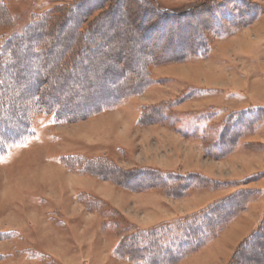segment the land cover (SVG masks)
<instances>
[{"label":"rangeland","instance_id":"rangeland-1","mask_svg":"<svg viewBox=\"0 0 264 264\" xmlns=\"http://www.w3.org/2000/svg\"><path fill=\"white\" fill-rule=\"evenodd\" d=\"M152 3L178 11L207 5L184 17L163 18L153 13ZM76 5L90 10L78 32L104 21L96 39L77 43L90 48L79 52L76 46L77 64L59 67L61 51L70 49L76 35L72 21L58 26L74 20L78 12L70 8ZM212 16L222 24L217 31L203 26ZM33 22L39 26L32 35L24 36L20 46H9ZM47 22L55 24L50 37L44 35ZM199 34L209 52L178 59L177 44L199 41ZM40 39L51 41L45 60L37 55L44 45L25 49ZM148 51L159 62L146 65L151 84L116 107L67 121L40 102L43 92L53 91V99L68 97L65 105L79 111L81 93L93 98L116 87L114 77L129 62L133 72L141 73ZM165 57L170 60H161ZM103 76L107 86L98 88ZM0 83V116L7 106L21 107L9 118L20 130L24 125L17 121L30 108L28 132L0 155V264H201L197 259L207 255L196 254L239 218L246 229L256 217L247 234L229 247L227 263L221 262L229 264L255 227H264V116L241 126L232 115L251 105L264 107V0H0ZM33 96L41 104H33ZM73 154L80 157H68ZM96 158L107 162H91ZM150 169L170 179L155 173L147 179ZM125 170L135 172L132 179L139 186H129ZM145 181L150 185L142 186ZM82 192L90 196L88 206L78 200ZM211 204L216 205L207 224L212 234L194 253L177 260L138 247L136 239L145 228ZM228 232L214 248L221 255L227 252L221 245ZM128 240L137 247L124 259L117 251ZM263 242L254 245L261 259ZM250 255L242 251L237 262L256 258Z\"/></svg>","mask_w":264,"mask_h":264},{"label":"trees","instance_id":"trees-1","mask_svg":"<svg viewBox=\"0 0 264 264\" xmlns=\"http://www.w3.org/2000/svg\"><path fill=\"white\" fill-rule=\"evenodd\" d=\"M149 1V0H148ZM122 2H118L117 5H114L112 7V11L114 12L116 10V8L118 7V5H120ZM206 3H201L200 5H196V7L190 8V9H186V10H182V11H178V10H169L168 8L165 7H161V6H157L156 3H152V7H153V13L156 15H159L161 17H165V18H172V17H184L185 14H189L193 11H196L201 9L202 7L206 6ZM74 7V8H73ZM71 7V13H73L74 11L76 12L77 10V5ZM76 9V10H74ZM80 9H84V13H80L79 10ZM87 11L90 13V10L88 8H84V7H78V14L75 16L74 20H72L70 17L69 19H65L64 21H62L60 23V25L58 26L59 29L66 25L67 22H71V27L70 29L74 30V33L76 35V37H74V44L71 45L70 49H68V47L65 49H63L61 51V55L60 57L63 55L62 57V63L59 64L60 66H63V64H70V67H74L75 64H77V61L79 60L78 58H76L72 51L75 49L76 50V46L77 43L79 41H86L87 38L90 37H95V39L99 36L96 32V29L102 25V21L101 20L99 23H97V25H89L88 29L84 32H78V29H80L81 22L82 20H85V17L87 14ZM86 12V13H85ZM112 12V13H113ZM70 13V10L68 11V15ZM83 14H86L85 16L82 17ZM68 18V17H66ZM50 22H52V20H49ZM50 22H47V24H43L45 25L47 32L44 33L45 37H50L49 35L51 34V31L54 29L53 27L55 26V24L53 25H49L51 24ZM204 23V27L206 26V28H208V30L210 31H217L218 30V26H222V24L219 23V21L216 19L214 21V17L212 16V18L209 20V22L203 21ZM212 22V23H211ZM49 23V24H48ZM58 23V21H57ZM101 24V25H100ZM81 25V26H80ZM36 26H39L38 22H33L30 24L29 31L25 34H17L14 35L13 39H11L12 41L9 43V46H11V44L13 46H20L22 45L25 41H24V36H28L29 34L32 35V30L36 28ZM79 27V28H78ZM202 27V26H201ZM49 30V31H48ZM200 35V39L199 41L194 40L193 38L189 41L187 40V42L181 41L177 44V47L179 49L178 53H177V58L180 60H188V59H192L194 56L198 57V55H202V53L205 52H209L208 47H207V43L206 41H204L205 39ZM164 36V35H163ZM79 37H82L81 40H79ZM58 38V37H56ZM56 38L54 40V42H52V45H54V43L56 42ZM78 39V40H77ZM47 39H40V41H37L36 43L27 46L25 49L30 50L31 47L30 46H35L36 49H38V46L40 44L44 45L43 50L40 49L37 51V55H40L41 58L43 60H45V58L49 57V54L51 52V46H47L46 42L50 43L49 41H45ZM49 40V39H48ZM77 41V42H76ZM70 44V43H68ZM87 44V43H86ZM155 44V43H154ZM51 45V43H50ZM88 46V44H87ZM87 46H80V48H78L77 46V50L79 52L84 51L86 49H90ZM156 46V45H155ZM153 48V47H152ZM32 51V49L30 50ZM35 51V50H34ZM77 51V52H78ZM79 52L77 54H79ZM149 52V51H148ZM147 56V60L140 65V69H141V73H138V71L133 72L131 70L130 67V62L128 65H126L128 68L127 69H121L119 70V72L116 74V76L114 77L115 81H117L119 79V83L117 82V86L116 87H110L108 86L107 89L104 91H100L96 92V96L93 95V98H88V94L86 93H81L80 94V98L82 99V101L79 103V105L75 106L76 110L79 111H73L72 109H70L69 105H65L66 101L65 100H69L68 97L67 98H61V99H53V91L46 93L43 92V96L41 98V100L39 99V97L37 96H33L32 100H33V104L37 103L39 104L40 102H42L43 107L47 106L49 107L51 110L55 111L57 113V115L59 116V119L62 118L64 120L67 121H71V120H75L78 118H82V117H87V116H92L95 114H98L100 112H104L107 110V108L109 107H116L120 104V102H123L127 99H129L130 97H132L133 95H137L139 93H142L144 91L145 88H147L150 84L152 80V77L150 76V71L148 70V68H146V65H148V62H157V60L155 59V56L153 53H144V56ZM176 55V54H175ZM52 57V55L50 56ZM50 59V58H49ZM161 59V58H160ZM159 59V60H160ZM60 60V59H59ZM156 60V61H155ZM165 62H168L170 60V57H165L164 59H161ZM161 61V62H163ZM118 62V61H117ZM173 62H175V60H173ZM55 65V64H54ZM52 64V66H54ZM43 66V65H42ZM51 66V67H52ZM135 66V65H133ZM46 64H44V67H42V71L45 70ZM134 68V67H132ZM113 74V73H112ZM92 77H96V73H94L93 75H91ZM102 83H99L98 85H100V87L98 88H103L106 83L108 82L106 77L103 76L102 77ZM2 85V83H0ZM102 85V87H101ZM4 86V85H2ZM91 84L88 86L90 87ZM107 86V85H106ZM3 87H0V90ZM102 90V89H101ZM108 94H111V97H107L109 96ZM24 95H26V93H22L21 97L22 100L24 99ZM31 96V95H30ZM30 96L27 95V97H29V99L31 98ZM89 99V102H86V100ZM40 100V102H39ZM85 100V102H84ZM44 101V102H43ZM41 104V103H40ZM76 105V104H75ZM19 106H15L14 104L13 106H7V110L5 112L4 116H0V121L1 123L3 122L2 125H0V155L5 153L7 150V147L9 144L12 143H16L19 142L20 140L23 139V137L26 135V133L28 132V126H27V115L28 112H30V108H27L28 111L24 112L22 114V117H20L17 121V123L19 124H23V128H21L20 130L17 129L16 127V123H12L9 121V118H11L12 116H14L15 114H17L20 110H19ZM1 113V111H0ZM2 114V113H1ZM233 117H235V119L239 118L238 120L241 122V126H243V124L245 123V121H249V120H253L255 118H258L260 116H264V107L261 106H255V105H251L249 106L247 109L241 111L240 113H235L232 114ZM261 121V120H260ZM260 121H258L260 123ZM238 122V121H237ZM236 123V122H235ZM239 124V125H240ZM237 126V125H236ZM235 126V127H236ZM76 156H78L77 154H73L70 155L68 157H73L75 158ZM80 157V156H78ZM76 159V158H75ZM90 160V159H89ZM107 162V160H101L100 158H96V159H91V162H99L100 164H103V162ZM75 164L79 167V161L75 160ZM117 170H120L121 168L119 166L113 165L111 166ZM127 170H125L126 172ZM128 175H129V186L135 187L139 186V184H135L136 182H134V180L132 179L133 176L131 175L132 171H127ZM137 172V171H136ZM135 173V172H134ZM146 173H148L150 176L146 177L147 179L150 178L154 173L156 174L155 176L157 177H165L164 179H166V181L168 179H170V175L168 176V174H159V172L157 170H148ZM166 175V176H165ZM141 174H139V172L134 176V179H138V177H140ZM133 180V181H132ZM144 187H147L150 185V183L148 181L143 182V184H141ZM140 185V186H141ZM136 188V187H135ZM89 193V192H88ZM87 193L82 192V195H80V197H78V200L80 198V200H85V205H87V202L89 201V197ZM94 199V198H93ZM212 204L210 206H208V209H200L198 210L199 212H195L192 213L190 215L187 216H183L181 218H177L176 220H171L168 221V223H161L157 226H155V228L153 230L149 229H140L143 230L142 233L140 235H138V238L136 239L138 242V247L139 245H141L140 247L142 249L146 248H151L153 250H155L156 252H162L166 255H169L170 258L172 256H176L178 257L177 260L182 259L184 256L189 255V253L191 252H195L194 250H197L199 248H201L202 246L206 245L207 242V234L208 236H210V234H212L211 228H209V225H207L209 222H211V217L210 214L214 213V208L216 207V205ZM261 224L264 222H260ZM260 226V224H259ZM179 227V231L177 230ZM258 227V225H257ZM255 227V229L251 232V234L248 235V237L239 244L237 250L234 252L229 264H240L237 261L242 257H241V252H247V254H253L252 256H255L256 258H248L244 257L243 259V264H264V255L262 256L263 259H261L258 255V251H256L254 249V245L256 243L259 242V240L264 239V227L260 226V227ZM257 228V229H256ZM177 230V231H176ZM176 231V232H175ZM2 234H7L6 232H2ZM215 233L211 236H214ZM142 239H144L147 243L145 245H142ZM131 240V239H130ZM128 240V242L122 243V245L120 246V249L117 251V255L121 258H130L131 255H133V251L134 248L137 247L136 245L131 244V241ZM120 244V242L118 243V245ZM264 246V242L262 243ZM245 249V250H244ZM119 252V253H118ZM122 255H121V254ZM256 253V254H255ZM261 254V252H260ZM250 255V256H251ZM134 256V255H133ZM245 256V255H244ZM261 256V255H260ZM127 258V259H128ZM257 258H260L261 260L258 261ZM130 260V259H129ZM149 262H151V259L149 260ZM163 262V261H160ZM178 262V261H177ZM170 261H164V263L162 264H169Z\"/></svg>","mask_w":264,"mask_h":264},{"label":"crops","instance_id":"crops-1","mask_svg":"<svg viewBox=\"0 0 264 264\" xmlns=\"http://www.w3.org/2000/svg\"><path fill=\"white\" fill-rule=\"evenodd\" d=\"M256 220V217L253 221H251L250 225H248V227L245 229V225L246 222L244 221L243 218H239L238 221L234 224H232V226H230L227 230H225L222 235H220V237H218L216 240H214L207 248L203 249L202 251H200L198 254V256H202L203 255H207V257L202 256L200 258H198L197 260L201 261V264H221V262H224L225 259V263H227L228 258L230 257V251H229V247L230 246H234L235 245V241H237L239 239V237L241 236V234L245 233L247 234V232L250 230V228L252 227L254 221ZM243 229V230H242ZM245 229V230H244ZM242 230V231H241ZM229 231L227 234L229 233H233L232 237H237L238 238H226L225 235L223 239H225V243H223L221 245V247H223L226 244L227 247V252L223 255H221L218 251L214 250L215 246L217 245V243L219 242V240L221 239V237L227 232ZM241 232V233H240ZM208 250V251H207ZM200 254V255H199ZM205 258V260H204ZM221 260V261H220ZM220 261V262H219ZM200 263V262H199ZM224 263V264H225Z\"/></svg>","mask_w":264,"mask_h":264},{"label":"bare ground","instance_id":"bare-ground-1","mask_svg":"<svg viewBox=\"0 0 264 264\" xmlns=\"http://www.w3.org/2000/svg\"><path fill=\"white\" fill-rule=\"evenodd\" d=\"M232 236H233V233L231 232V233L227 234L225 237L226 238H231V239L235 237V236L234 237H232Z\"/></svg>","mask_w":264,"mask_h":264}]
</instances>
